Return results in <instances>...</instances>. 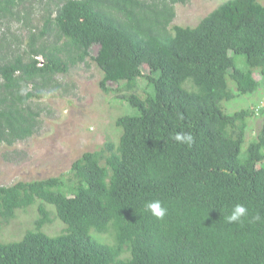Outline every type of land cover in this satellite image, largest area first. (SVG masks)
<instances>
[{
	"label": "trees",
	"instance_id": "16d2710c",
	"mask_svg": "<svg viewBox=\"0 0 264 264\" xmlns=\"http://www.w3.org/2000/svg\"><path fill=\"white\" fill-rule=\"evenodd\" d=\"M33 1L0 0V47L3 20L27 24L20 8ZM187 1L45 0L24 50L0 61V144L37 128L23 83L47 86L87 58L100 88L116 83L132 108L115 119L116 141L84 151L66 173L0 185V225L36 211L21 239L0 240V264H264V105L223 108L264 86V3L224 0L194 26L173 24L175 4ZM151 201L163 219L145 210ZM236 204L247 215L228 223ZM52 214L63 223L55 235L43 230Z\"/></svg>",
	"mask_w": 264,
	"mask_h": 264
},
{
	"label": "rangeland",
	"instance_id": "374dc122",
	"mask_svg": "<svg viewBox=\"0 0 264 264\" xmlns=\"http://www.w3.org/2000/svg\"><path fill=\"white\" fill-rule=\"evenodd\" d=\"M45 0H34L29 7L20 8V13L28 12L27 24L24 20H3L6 31L4 46L0 47V57L7 61L24 50L28 31L40 26ZM224 0H188L175 4L173 24L194 26L199 20ZM264 3V0H259ZM53 3H51L52 5ZM38 27V28H36ZM53 36L49 37L51 41ZM98 45L90 52L94 55ZM39 61L41 60L40 57ZM239 66H244L245 56H236ZM144 73L149 72L146 64L141 66ZM254 77L260 80V74ZM102 71L96 63L87 58L85 62L73 65L67 73L57 74L47 86L35 88L33 82L23 83L22 92H31L29 106L39 111L38 124L34 133L12 145L0 144V185H10L18 180L44 179L66 173L73 160L87 150L103 148L106 140L116 141L119 129L115 119L132 108L120 98L123 92H116V83L108 82L110 90L103 91L99 86ZM141 85L145 81L140 80ZM264 84V83H263ZM264 86L253 95L241 96L223 103L225 111L239 108H252L264 105ZM256 104L257 106H255ZM263 122L260 114L249 118L246 139L254 136ZM245 148V144L242 149ZM52 221L43 226L49 235L60 232L63 223L53 214ZM36 218L34 207L18 210L8 223L0 225V240L21 239L23 233L33 228Z\"/></svg>",
	"mask_w": 264,
	"mask_h": 264
},
{
	"label": "clouds",
	"instance_id": "9594fccd",
	"mask_svg": "<svg viewBox=\"0 0 264 264\" xmlns=\"http://www.w3.org/2000/svg\"><path fill=\"white\" fill-rule=\"evenodd\" d=\"M172 139L181 144L190 145L193 141V137L190 133H176ZM145 210L150 212L151 215L157 219H163L166 215V209L161 206L159 201H151L145 204ZM247 215V209L241 205L236 204L230 214L226 217L228 223L241 222L242 218ZM254 219L259 220V215L255 216Z\"/></svg>",
	"mask_w": 264,
	"mask_h": 264
}]
</instances>
